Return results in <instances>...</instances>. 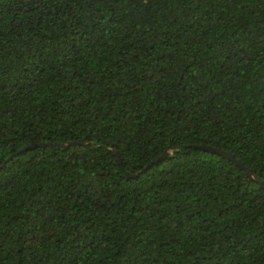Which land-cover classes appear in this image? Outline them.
I'll use <instances>...</instances> for the list:
<instances>
[{
    "label": "trees",
    "instance_id": "16d2710c",
    "mask_svg": "<svg viewBox=\"0 0 264 264\" xmlns=\"http://www.w3.org/2000/svg\"><path fill=\"white\" fill-rule=\"evenodd\" d=\"M198 145L264 181V0H0V264H264Z\"/></svg>",
    "mask_w": 264,
    "mask_h": 264
},
{
    "label": "water",
    "instance_id": "95a60500",
    "mask_svg": "<svg viewBox=\"0 0 264 264\" xmlns=\"http://www.w3.org/2000/svg\"><path fill=\"white\" fill-rule=\"evenodd\" d=\"M83 139L82 140H77V141H69V142H66V143H58V142H55V143H52V142H39V143H34V144H28L24 147H22L21 149H19L17 152H20V151H24V150H27V149H31V148H34L36 146H46V145H57V146H64V145H69V144H75V143H83ZM195 147H198L199 149H202V150H205V151H212V152H216L224 157H226L227 159L229 160H232L234 163H236L238 166H240L245 172L246 174L251 177L252 179L260 182V183H264L263 180L259 179L258 177H256L251 171L249 168L245 167L239 160L235 159L233 155H231L230 153L224 151V150H219L217 148H213L211 146H204V145H198V146H195ZM171 153L170 150H166L163 152V154L161 156H159L156 160H154L153 163L157 162V161H160L162 160L163 158L167 157L169 154ZM116 156H117V159L119 161V163L121 164V159L119 158V155L118 153L116 152L115 150V153H114ZM123 173L127 176V177H136L138 176L141 172H143V170L137 172V173H129L128 171H126L123 167L121 168Z\"/></svg>",
    "mask_w": 264,
    "mask_h": 264
}]
</instances>
